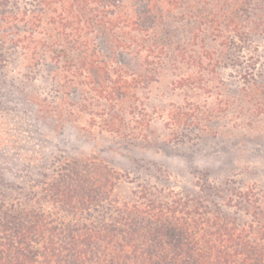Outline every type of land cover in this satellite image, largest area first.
Listing matches in <instances>:
<instances>
[{
	"label": "trees",
	"instance_id": "obj_1",
	"mask_svg": "<svg viewBox=\"0 0 264 264\" xmlns=\"http://www.w3.org/2000/svg\"><path fill=\"white\" fill-rule=\"evenodd\" d=\"M33 1L9 12L12 0H0V43L21 49L29 66L52 64L63 101L79 92L60 117L87 115L91 129L124 144L150 141L153 115L140 94L163 79L180 94L162 111L173 138L220 115L229 103L206 116L193 96L218 94L224 51L264 33V5L254 0ZM251 81L243 97L262 115L264 85ZM66 165L43 183L37 205L49 211L8 210L0 199V264H264V191L247 186L211 207L210 184L165 200L138 185L118 202V170L96 158ZM101 201L115 215L94 217Z\"/></svg>",
	"mask_w": 264,
	"mask_h": 264
},
{
	"label": "rangeland",
	"instance_id": "obj_2",
	"mask_svg": "<svg viewBox=\"0 0 264 264\" xmlns=\"http://www.w3.org/2000/svg\"><path fill=\"white\" fill-rule=\"evenodd\" d=\"M254 1V6L264 5V0ZM32 2L12 0L8 11L29 9ZM53 70L47 61L29 66L21 49L0 43V178L6 185L0 186L4 194L0 199L8 210L41 206L49 211L45 201L37 205L43 183L63 177L69 169L66 163L73 166L75 160L91 158L121 173L113 197L118 202L131 198L138 185H150L149 192L165 200L172 192L188 197L210 184L211 207L215 202L224 206L226 196L247 186L264 191V113L255 115L243 97L247 81L264 85V33L236 39L224 51L217 68L223 84L218 94L197 91L193 96L195 103L205 106L206 116L224 101L228 107L220 115L206 117L203 126L178 131L176 138L165 126L162 111L181 100L167 79L140 94L153 115L150 141L124 144L91 129L87 115L75 121L60 117L58 111L63 109L65 115L80 95L71 91L63 101ZM90 213L115 215L105 201Z\"/></svg>",
	"mask_w": 264,
	"mask_h": 264
}]
</instances>
